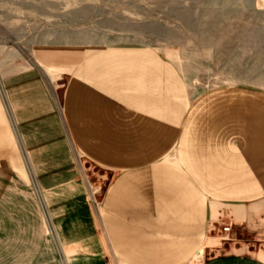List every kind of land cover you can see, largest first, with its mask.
Returning <instances> with one entry per match:
<instances>
[{
	"label": "crops",
	"instance_id": "crops-1",
	"mask_svg": "<svg viewBox=\"0 0 264 264\" xmlns=\"http://www.w3.org/2000/svg\"><path fill=\"white\" fill-rule=\"evenodd\" d=\"M44 64L53 75L17 72L5 84L0 177L37 179L69 264H264L254 244L208 245L220 226L264 223V76L196 93L144 46ZM77 159L109 176L96 219L73 179Z\"/></svg>",
	"mask_w": 264,
	"mask_h": 264
},
{
	"label": "rangeland",
	"instance_id": "rangeland-1",
	"mask_svg": "<svg viewBox=\"0 0 264 264\" xmlns=\"http://www.w3.org/2000/svg\"><path fill=\"white\" fill-rule=\"evenodd\" d=\"M105 46H144L171 58L196 93L238 73L264 76V0H0V98L13 73L48 72L46 62ZM75 167L96 219L109 176L84 160ZM15 184L20 201L12 207ZM38 186L33 176L19 184L0 177V264H69ZM222 227L208 241L214 251L245 243L264 249L263 222L233 227L219 243ZM68 228L75 233L74 224Z\"/></svg>",
	"mask_w": 264,
	"mask_h": 264
},
{
	"label": "built area",
	"instance_id": "built-area-1",
	"mask_svg": "<svg viewBox=\"0 0 264 264\" xmlns=\"http://www.w3.org/2000/svg\"><path fill=\"white\" fill-rule=\"evenodd\" d=\"M212 231V230H211ZM220 233H222V236L218 237V242H226L230 240V236L232 234L231 232V224H228L227 226H223Z\"/></svg>",
	"mask_w": 264,
	"mask_h": 264
},
{
	"label": "bare ground",
	"instance_id": "bare-ground-1",
	"mask_svg": "<svg viewBox=\"0 0 264 264\" xmlns=\"http://www.w3.org/2000/svg\"><path fill=\"white\" fill-rule=\"evenodd\" d=\"M197 259V258H196Z\"/></svg>",
	"mask_w": 264,
	"mask_h": 264
}]
</instances>
